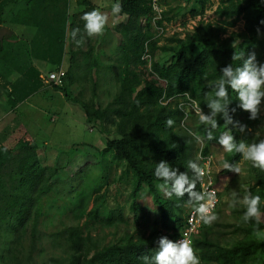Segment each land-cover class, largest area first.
I'll list each match as a JSON object with an SVG mask.
<instances>
[{
	"label": "trees",
	"instance_id": "1",
	"mask_svg": "<svg viewBox=\"0 0 264 264\" xmlns=\"http://www.w3.org/2000/svg\"><path fill=\"white\" fill-rule=\"evenodd\" d=\"M19 1L0 0V25L13 12V23L36 26L38 30L30 44L28 55L41 65L54 63L60 67L65 61V47L69 43L67 48L70 65L63 85L57 88L70 101L78 102L79 98L70 95V88L76 83L93 80L94 71L100 73L103 66L95 55L97 36L87 35L85 21L82 19L85 13L96 10V6L91 0H78L82 5L71 14L70 0H24L25 8L18 7ZM162 2L167 6L164 19L157 20L154 24L150 0H119L122 11L116 17L124 16L123 21L109 29L119 35L113 52L114 62L104 65L107 71L113 72L119 83L118 92L106 106H96L95 102L84 99L80 102L89 118H96L103 123L104 132L110 130L109 126H115L119 137L107 139L101 154L106 156L113 153L115 159L125 161L127 169L132 172L131 209L137 220L140 191L144 186L149 188L160 210V228L154 227L146 237H130L104 246L92 256L89 254L91 249L84 246L81 227L66 228L57 234L65 238L69 253L65 264H144L141 258L154 256L161 237L174 240L178 236L185 224V205L189 199L188 194L182 198L175 195L171 198L162 196L157 185L163 181L154 176L156 164L166 161L180 172H187L190 178L194 177L195 173L188 169V162L196 161L200 164L199 159L197 160L199 149L196 148V140L189 134L190 131L204 137L206 142L201 150L204 156L211 153L212 144H219L218 138L226 132L230 131L236 142H240L237 127L226 125L222 114L217 117L219 126L213 131L216 139L211 141L206 136L209 126L200 124L198 116L189 128H181L186 113L175 101L179 97L188 96L199 104L205 114H209L207 98L213 91L210 84L222 76L223 67L242 64V61L233 59V55L239 56L244 52L246 58L248 53L254 51L258 62L264 64V40L258 39L259 33H264V24L260 23L264 20V0H227L220 3L215 11L217 17L223 18L231 26L243 19L245 31L249 35L246 42H238L233 37L221 38L212 23H201L194 30L188 31L184 38H169L171 42H177L179 47L167 63L161 62V53L170 48L160 44L155 29L165 21L173 20L181 14L183 8L170 5L169 0ZM206 3L207 0H194V3L187 1L195 16L200 10H205ZM77 28L80 32L73 39L71 33ZM81 38L83 43L78 45L76 41ZM247 42L250 44L246 45ZM3 52L5 45L0 37V59L3 58ZM145 52L151 55L150 67L149 61L143 58ZM35 73L37 69L32 66L27 75L32 77ZM38 83L41 84L39 81ZM25 86H14L10 92L12 103L19 100V95L23 96L22 92L29 93L35 88L27 85L25 89ZM84 89L85 86H82L81 95ZM228 92L230 110L240 109L238 94L231 88ZM230 115L235 121L236 112L230 111ZM169 118L175 121L171 128L166 125ZM37 150V142L27 141L25 133L18 134L17 129H9L0 134V236L2 232L8 233L12 237L11 242L15 243L21 239V232L31 221V253L27 264H30L32 251L40 239L39 210L36 206L45 195L46 186L60 171L56 166L43 165ZM241 160L242 155L236 152H231L226 157L229 163H239ZM258 171L259 179L250 192L261 197V211L264 212V171ZM71 184L72 190H76ZM196 190L199 191L198 183ZM100 197H107V191L94 197L96 204ZM97 212L96 207L90 210L96 217ZM109 212L107 217L101 219L109 225L117 220H124L121 207ZM231 225V233H241L244 236L232 243L222 242L226 232L218 228V223L203 225L201 235L193 245L200 264H264V239L257 236V232L264 230V223H245L240 217L236 224Z\"/></svg>",
	"mask_w": 264,
	"mask_h": 264
},
{
	"label": "rangeland",
	"instance_id": "2",
	"mask_svg": "<svg viewBox=\"0 0 264 264\" xmlns=\"http://www.w3.org/2000/svg\"><path fill=\"white\" fill-rule=\"evenodd\" d=\"M187 1L169 0L170 5L183 8L181 14L170 22H166L163 31L159 32L155 29V35L160 38V44H165L170 48L167 52L161 53L162 63H167L179 47L177 42H171L169 38H184L188 31L194 30L201 23L203 25L208 22L212 23L213 28L219 32L221 38L233 37L238 42H246L249 39V35L245 31L243 19H240L235 25L231 26L223 18L217 17L215 13L217 7L220 3L227 0H207L205 10H200L196 16L191 13ZM23 3L25 1L20 0L18 7L22 6ZM191 3H194V0H191ZM77 4L79 3L77 2ZM113 5L110 2L108 24L103 33L97 35L95 41V55L103 65L101 71L100 73L96 72V70L94 71L95 78L93 80L76 83L70 88V95L79 98V101L76 102L79 106H75L74 103L67 101L64 105L67 110L69 107L70 109H74V107L81 109L82 104L80 102L83 99L84 101L95 102L96 106H106L118 92L119 83L116 82L113 72L107 71L104 67V65L114 62L115 56H113V52L115 51L119 37L117 33L111 32L109 29L114 28L118 23L123 21L113 15ZM70 7L71 14L80 9V6L78 5L77 7L75 1L71 2ZM106 8L107 6H104L103 9ZM12 14L13 12L9 13V16L0 25V32L6 26L13 25L11 21ZM10 39L16 40V37L14 36ZM258 39L259 41L264 40L263 32L259 33ZM16 41H18L15 44L18 54L12 52L9 41L5 40V52H3V58L0 59V64H2L0 70L5 71L6 74H10L11 76L15 73L16 69L10 70V67L18 65L19 68L24 69L31 64L27 42ZM249 44L250 42H247L246 45ZM66 60L70 64L68 48L65 55ZM34 61L38 62L37 60ZM51 64L52 69L57 67V64ZM46 65L45 63L42 66ZM3 66H5V69ZM63 66L68 68V63L65 62ZM47 83L50 87H57L54 83L48 81ZM94 83L96 84L94 85ZM82 86H85L83 95L80 94ZM43 101L47 100L43 99ZM176 102L182 105L187 114H185L186 118L183 119V126L181 128H189L197 120L193 104L186 97H179ZM58 103L59 100L56 98L55 102L48 107V112L52 115L56 114V122L51 121L50 114L43 113L40 114L41 127L35 128L39 133L37 141L35 140L38 142V147H46L47 150V153L43 154V156L48 161L44 162H48L49 165L53 163L60 171L46 186V193L36 206V209L39 210L38 227L40 239L36 248L32 251L30 264H65L69 253L65 246L64 236L57 234L69 227H81L84 246L91 249L89 252L90 256L97 249H101L104 246L119 243L130 237L134 239L146 237L154 227L158 226L160 228V210L149 188L144 186L140 191V207L137 212V220L131 209L132 172L127 169L126 162L116 160L113 153L106 156L101 154V150L106 146L107 139L119 137L115 126H109L110 130L104 132L101 121L93 117L89 118L88 116L86 121L83 111L80 114H74L73 117L66 115V110H60L57 106ZM1 114L0 134L9 129H17L18 134H22L20 132L22 126L21 119L23 118L21 115L11 117L9 115L3 116V112ZM28 116H31V119L33 118V115ZM56 116H53V118H56ZM235 117V121H239L242 125H247V129L243 132L237 128L239 131V141L244 140L247 143H252L264 139V103L261 105L259 117L255 120L250 119V113L242 108L236 110ZM98 138L99 140L96 141L97 145L89 144ZM31 141L34 140L32 139ZM205 142V139L202 143L196 141V148L199 149V154ZM211 150L210 154L214 158V170L221 197L219 207L215 212L218 219L214 223H218V228L226 232L225 236L222 237V242L232 243L244 237L241 233H231L233 230L231 224L234 225L239 221L245 209L242 205L232 206L231 194L233 191H236L239 197L242 198L245 192L250 191L251 187L258 181L259 171L258 168L253 167L250 161H245L242 158L239 162L242 174L227 173L223 168V163L226 161L229 152L224 151L222 146L217 143L212 144ZM50 151L59 152L55 163L53 161L55 155L53 156ZM70 181H72L71 183L76 187V190H72ZM105 191H107V197H100L98 204H96L94 197ZM161 194L165 198H168L162 192ZM94 206L98 209L96 213L97 217L90 213V210L95 208ZM116 207L122 208L123 221L117 220L109 225L101 220L109 215L111 209H115ZM31 224V221L27 223L25 230L21 232V239H18L15 243L11 242L12 237L10 234L2 232L3 234L0 236V264H27L26 261L31 253ZM225 225L231 226L225 227ZM257 236L260 239H264V230L260 231Z\"/></svg>",
	"mask_w": 264,
	"mask_h": 264
},
{
	"label": "clouds",
	"instance_id": "3",
	"mask_svg": "<svg viewBox=\"0 0 264 264\" xmlns=\"http://www.w3.org/2000/svg\"><path fill=\"white\" fill-rule=\"evenodd\" d=\"M155 8L156 6L153 5ZM122 11L120 3H115L112 6V13L114 16ZM82 19L85 21V31L89 37L97 36L103 33L108 24V15L99 10H93L83 15ZM115 22V21H114ZM264 24V20L260 21ZM80 29L77 28L72 31V38L75 39ZM260 32V29H257ZM79 45L83 43V38L77 40ZM233 59L242 61L239 66L233 67L229 64L221 69L222 76L210 84L213 89L207 98V107L210 109L209 114L201 109L199 104L193 100V108L196 115L199 117V123L209 126L206 132L209 141L216 139L213 131L218 128L219 123L217 117L222 114V119L226 125H234L243 132L247 129V125L240 124L239 121H234L230 115L236 112V108L230 110L228 89L231 88L238 94L240 101L239 108L250 113V119L255 120L259 117L261 105L264 103V64L257 60V55L253 51L247 54L241 52L239 56L233 55ZM187 115V114H186ZM175 121L169 118L166 125L171 128ZM183 126V121L181 122ZM190 135L198 143H202L204 137L195 133L189 132ZM218 143L226 152H236L242 155L243 160L250 161L253 167L264 171V139L258 142L247 143L241 140L236 142V138L231 132H226L218 138ZM201 153V152H200ZM200 159L197 157V160ZM225 170L242 174V169L239 163H223ZM188 169H190L195 176L190 178L187 172H180L178 168H173L168 162L161 161L155 166L154 176L163 181L158 184V189L168 198L175 195L182 198L188 194V203L193 205L194 212L199 216V219L204 223L211 225L218 219L214 212L216 201L215 191L203 190V180L206 175L205 168L196 161L188 162ZM197 183L200 184L201 190L197 191ZM232 206L242 205L245 209L242 221L245 223L255 222L256 225L264 223V212L261 211V197L254 195L250 191H246L243 197H239L236 191L232 192ZM259 235V232H257ZM159 248L154 256H143L141 259L144 264H200L199 257L196 250L192 246V241L185 236L184 238L173 241L168 237H161L158 241Z\"/></svg>",
	"mask_w": 264,
	"mask_h": 264
},
{
	"label": "crops",
	"instance_id": "4",
	"mask_svg": "<svg viewBox=\"0 0 264 264\" xmlns=\"http://www.w3.org/2000/svg\"><path fill=\"white\" fill-rule=\"evenodd\" d=\"M72 1L76 2L77 7L78 5L81 7V4H77V2L79 3L78 0H70V4ZM91 1L96 6V10H99L102 13H106L107 15H108V9H110L109 8L110 2L112 4H115L117 2L119 3V0H91ZM104 6H107V8L103 9ZM21 7L25 8L26 2L23 3ZM74 8L76 9V7ZM116 18H119L122 21L124 16L116 17ZM37 30H38L37 27L33 25L13 23V25L6 26L5 29H2L0 33L2 34L1 40L2 41L8 40L9 45L12 48V52H14V54H18V52L16 51V47H15V44L18 43V41L16 40L27 42L28 49H29L30 44L32 43L33 39L36 36ZM14 36L16 37V40L10 39ZM67 47H69V44H67ZM67 47H65V55L67 54ZM30 62L31 64L28 67H25L24 69L22 68L20 69L17 66L10 67V70L16 69L14 71L15 73L12 74V76L10 74H6L5 71L0 70V116L2 115L1 112H3V116L9 115L11 117H15V116L21 115V117L23 118L21 119L22 126L20 129V132L22 134L25 133V137L29 141H31L32 139L34 141L35 140L37 141L39 133L35 128L41 127L42 121H41L40 114H43V113L48 114V115L50 114L51 121L56 122L57 120L56 114L52 115L50 112H48L49 111L48 107H50L55 102L56 98L59 100V103L57 104L58 108L60 110L61 109L66 110V115L73 117L74 114H80V112L83 111L84 119L87 121L88 117L83 108L79 109L78 107H74V109H70L69 107V109L67 110L64 106L67 103V101L69 103H74V102L70 101L60 88H57L55 86L50 87V85H48L47 83L46 76L49 71L58 70L59 68H64L67 71V68H65V66L63 65L65 62H67L68 67H69L70 65L69 62L67 60L63 61L64 63L60 67H57L55 69L51 68L52 67L51 63H47L46 66H42L43 64L41 65L40 62H35L34 59L32 60L30 59ZM32 66L36 67L37 73H35L31 77V76H28L27 73L29 72L30 69H32ZM1 67H2V64H0V68ZM3 67L5 69V66ZM46 70H49V71L46 72ZM38 81L41 82V84H39ZM17 84H19L20 88L24 87L25 85H26L25 89H27V85L29 87L35 86V88H33L29 93L22 92L23 96L19 95V91H18L17 95H19L20 98L14 104L10 100V98L12 97L10 96V92L13 91L14 86ZM34 84H36L37 86ZM43 99H46L47 101H43ZM74 105L79 106L77 105V103H74ZM27 114L33 115V118L31 119V116L29 117ZM53 116H56V118H53ZM33 125H35L34 128H33ZM91 129H94V128H91ZM97 140H99V138L96 139L93 143H89V144L97 145L96 143ZM37 151H38L39 159L43 163V165H49L48 162H44V161H48L43 156V154L45 155L47 153L46 147H38ZM50 153H52L53 156L55 155L54 160H53L55 163L57 161L59 152L50 151ZM50 164L51 166H54L53 163H50Z\"/></svg>",
	"mask_w": 264,
	"mask_h": 264
},
{
	"label": "built area",
	"instance_id": "5",
	"mask_svg": "<svg viewBox=\"0 0 264 264\" xmlns=\"http://www.w3.org/2000/svg\"><path fill=\"white\" fill-rule=\"evenodd\" d=\"M150 5L154 13L153 16L154 24L156 23L157 20L164 19L163 18L164 12L167 10V6L163 4L162 0H150ZM153 5H155L156 7L154 8ZM166 22L167 21H165L164 24ZM164 24L162 26H158V27L156 26V29L159 32L163 31ZM143 58L149 61L148 66L150 67L151 55L148 52H145ZM65 76H66V70L64 68H59L58 70L49 71L46 77L48 82L54 83L57 86H62ZM185 97L188 100L190 99L188 96ZM190 101L192 102L191 99ZM179 106L182 107V105ZM198 157L200 158L199 159L200 165L205 168V172H206V175L203 180V190L215 191L216 193V201L214 206V212H216V210L219 207L221 197H220V191L214 170V158L211 154L204 156L202 155V153H200ZM198 186H199V190H201V186L199 183ZM185 208L186 209L184 213L185 216L184 227L181 229L178 236L173 241L180 240L185 236H187V238H189L192 241V246H193L195 243L194 242L195 239L201 235L204 223L199 219V216L194 212L193 205H190L188 203L185 205Z\"/></svg>",
	"mask_w": 264,
	"mask_h": 264
},
{
	"label": "water",
	"instance_id": "6",
	"mask_svg": "<svg viewBox=\"0 0 264 264\" xmlns=\"http://www.w3.org/2000/svg\"><path fill=\"white\" fill-rule=\"evenodd\" d=\"M1 33V32H0ZM2 36V34H0Z\"/></svg>",
	"mask_w": 264,
	"mask_h": 264
}]
</instances>
